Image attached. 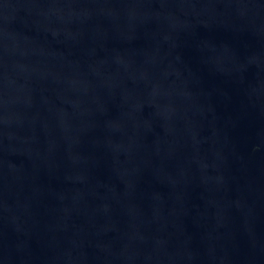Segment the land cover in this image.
<instances>
[{"label":"water","instance_id":"95a60500","mask_svg":"<svg viewBox=\"0 0 264 264\" xmlns=\"http://www.w3.org/2000/svg\"><path fill=\"white\" fill-rule=\"evenodd\" d=\"M0 264H264V0H0Z\"/></svg>","mask_w":264,"mask_h":264}]
</instances>
